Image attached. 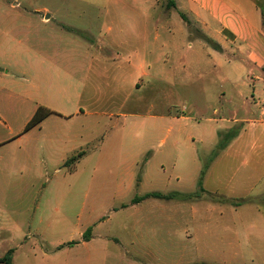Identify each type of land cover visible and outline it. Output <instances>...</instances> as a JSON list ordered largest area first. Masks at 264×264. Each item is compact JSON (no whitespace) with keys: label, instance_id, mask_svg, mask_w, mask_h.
Here are the masks:
<instances>
[{"label":"rangeland","instance_id":"rangeland-1","mask_svg":"<svg viewBox=\"0 0 264 264\" xmlns=\"http://www.w3.org/2000/svg\"><path fill=\"white\" fill-rule=\"evenodd\" d=\"M137 1L145 5V21L181 25L178 13L172 11L167 17L164 10L155 5L158 2L170 8L172 0ZM128 2L130 0H0V117L6 125L0 130V155L22 150L30 152L29 173L23 178V194L30 199L17 205V210L29 217L45 214L49 227L47 240L40 242L36 236L30 237L26 240V250L37 260L43 252H51L49 255L58 259L56 264H63L66 254L54 255L58 253L52 252L55 246L51 243L72 240L73 243L58 247L80 243L74 249L75 258L80 260L78 264H264V74L258 72L259 79L254 80L252 65L242 58L239 60H243L246 69L237 75L235 89V94L241 96L239 101L231 100L227 104L219 99L205 104L198 93L207 89V93L213 95L218 88L209 79L203 81L202 87L194 86L193 95L187 96L185 89L177 88L180 97L177 101L182 103L178 104V111L189 112V117H193L182 121L183 133L191 137L189 140L200 159V173L190 183L187 177L190 178L193 170L184 167V157L180 155L175 168L164 162L161 168L156 161L147 165L149 177L162 175L169 180L167 185L140 189L134 181L127 189L125 184L131 174L133 180H140L142 163L133 169L130 161L127 171L98 165V160L85 165L82 159L87 150L69 151L63 146L62 127L58 123H38L26 128L32 117L28 118L26 110L8 90L26 91L32 90V85H41L33 71L38 63L29 59L27 53L42 50V39H46L48 51L67 50L66 45H58L45 37L50 27L57 29L60 27L57 23H62L76 29L98 28L106 21V5L119 3L121 6ZM50 13L54 14V21L44 26L41 18ZM124 15L126 12H119V25ZM175 30L179 41L177 27ZM189 44L192 50L198 49L193 39L184 40L182 49L188 51ZM194 83H197L195 76ZM222 85L228 87L225 83ZM253 88L261 95L259 101H252ZM148 94L144 93L145 102ZM136 104V93H133L123 110L136 112ZM132 117L128 118L127 128L129 144L133 145L136 141L132 140L131 131L136 130L141 118ZM213 126L223 133H236L227 140L226 147L230 145V149L221 156L218 155L226 147L214 155L219 140L215 139L212 145L209 137ZM106 131V127L99 126L91 143L100 145ZM206 147L211 150L204 153L202 149ZM128 154L130 160L132 154ZM204 167L207 168L204 170ZM200 180L203 190L211 196L201 194L188 203L148 199L136 206L128 204L126 210H117L120 204L149 191L194 194L198 192ZM118 184L126 191L118 198H111L114 190L119 189ZM220 198L247 203L235 207L220 203ZM89 227H93V238L82 245V236ZM3 237L0 235L1 239Z\"/></svg>","mask_w":264,"mask_h":264},{"label":"crops","instance_id":"crops-1","mask_svg":"<svg viewBox=\"0 0 264 264\" xmlns=\"http://www.w3.org/2000/svg\"><path fill=\"white\" fill-rule=\"evenodd\" d=\"M172 2L170 8H164L158 2L155 5L164 10L167 17L172 11L178 13L181 25L145 21V5L137 0H130L121 6L119 3L106 5V21L98 26L100 29H76L57 23L60 27H50L45 37L51 42H58V45H66L67 50L58 48L48 51L45 49L46 39H42V50L27 53L29 59L38 63L33 71L41 85H32V90L26 91L8 90L11 97L26 110L28 118L39 107L50 110L52 113L40 123L61 125L60 140H63V146L69 151L87 150V153H83V164L90 165L98 160V165L127 171L130 161L133 169L142 163L140 180H133L131 174L130 181L128 179L129 182L125 184L127 189L134 181L140 189L167 185L169 180L162 175L149 177L147 165L156 161L160 162L161 168L164 167L163 162L175 168L180 155L184 157V167H188V171L193 170L190 178L187 177L188 183L197 179L201 170L200 159L196 157L197 150L189 140L191 137L184 136L182 122L193 117H189V112L178 111V104H182L177 101L180 99L178 87L185 89L187 96L193 95L194 86L202 87L203 81L209 79L218 86L216 92L210 95L206 89L198 93L199 97L205 104L219 99L229 104L231 100L241 99L239 93L235 94V89L237 75L246 69L243 60L252 65L254 80L259 79L258 72L264 74V0ZM120 11L126 12L121 25L117 21ZM51 21H54V14H43L41 23L44 26ZM176 27L180 34L179 41ZM186 39H193L198 49L192 50L189 44L188 51L183 50L182 44ZM206 40L212 42L213 46L208 45ZM194 76L197 83H194ZM223 83L228 87L225 88ZM133 93H136L137 110L124 111ZM144 93H149L147 102ZM260 96L253 88L252 101H259ZM129 116L141 118L136 130L131 131L132 140L136 141L133 145L129 144ZM5 126L0 117V130ZM99 126L101 129L106 127L108 131L100 145H93L91 141ZM220 133H223L220 128L212 127L209 137L212 145ZM182 145L184 148H180ZM229 147L218 156L228 151ZM209 149L206 147L202 151L207 153ZM128 153L132 154L130 160ZM30 156L27 150L0 155V235L4 236L0 238V259L9 253L10 264H56L58 259L51 257V252H43L40 260H37L29 249L26 250V240L30 237L36 236L38 241H46L49 228L45 214L29 217L17 210V205L21 206L30 199V196L23 194V178L24 174L29 173L27 162ZM176 180L179 181L178 178ZM117 186L119 189L114 190L111 198H118L126 191L122 184ZM153 193L159 192L149 191L143 196L133 197L131 203H122L117 210H126L128 204L136 206L148 199L180 203L190 201L144 197ZM172 193L190 194L172 191L164 195ZM135 198L142 199L133 203ZM88 229L91 230L90 237L86 241L83 239L82 245L93 238V227ZM65 243L73 241L51 243L52 247L55 246L52 252L58 253L54 254L56 256L66 254L63 264H78L80 260L75 258L74 249L80 243L58 247Z\"/></svg>","mask_w":264,"mask_h":264},{"label":"trees","instance_id":"trees-1","mask_svg":"<svg viewBox=\"0 0 264 264\" xmlns=\"http://www.w3.org/2000/svg\"><path fill=\"white\" fill-rule=\"evenodd\" d=\"M181 18L185 22H188L183 15H181ZM206 41L213 46L212 42H210L208 40H206ZM51 113L52 112L50 110L46 109V108H42V107L37 108V110L35 111L34 115L31 118L30 122L27 124L26 128L29 129V127H32V126L37 125L46 116H48ZM227 132L226 133H223V134L222 133L219 134V137H218V140L219 141H218L216 150L214 151V155L217 154L219 151L223 150L226 147L227 140H231L232 138H234L236 136V133H232L231 134V133H229V131H227ZM228 134H231V135H228ZM222 136L226 137L227 139H225L224 137L222 138ZM73 160H75V158H73L72 161ZM206 168L207 167H204V170ZM201 194H205L207 196H211V194H208V193H206L203 190V188L201 187V180H200L198 182V192H196L194 194L182 195V194H179V193H172V194H169V195H164V194H160V193H153V194L146 195L144 197H154V198H159V199H171V198H175V199H179V200H181V199H183V200H193L195 197H199ZM140 199H142V198H135L134 201H133V203H137ZM210 199H213V197L210 198ZM219 202L222 203V204H230V205H233L235 207H238V206H241L244 203H247L246 200H240V199L239 200H231V199H228V198H220ZM90 231L91 230L88 229L83 234V239L85 241L89 239V237H90ZM0 261L4 262L5 264H10V261H9V253L4 258L0 259Z\"/></svg>","mask_w":264,"mask_h":264},{"label":"water","instance_id":"water-1","mask_svg":"<svg viewBox=\"0 0 264 264\" xmlns=\"http://www.w3.org/2000/svg\"><path fill=\"white\" fill-rule=\"evenodd\" d=\"M46 18H48V16H46ZM0 264H5L4 262L0 261Z\"/></svg>","mask_w":264,"mask_h":264}]
</instances>
